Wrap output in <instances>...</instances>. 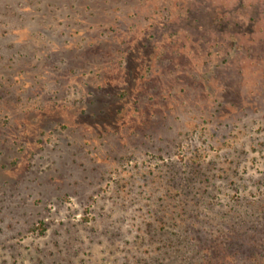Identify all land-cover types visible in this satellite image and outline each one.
Masks as SVG:
<instances>
[{"label": "rangeland", "instance_id": "374dc122", "mask_svg": "<svg viewBox=\"0 0 264 264\" xmlns=\"http://www.w3.org/2000/svg\"><path fill=\"white\" fill-rule=\"evenodd\" d=\"M203 247L264 264V0H0V264Z\"/></svg>", "mask_w": 264, "mask_h": 264}, {"label": "trees", "instance_id": "16d2710c", "mask_svg": "<svg viewBox=\"0 0 264 264\" xmlns=\"http://www.w3.org/2000/svg\"><path fill=\"white\" fill-rule=\"evenodd\" d=\"M178 207V206H177ZM230 245H228L229 247L227 248V250H231V248H233V245L235 244L234 242L229 243ZM235 246V245H234ZM235 248H238V246H235ZM201 252V256L200 259L202 261L203 264H209V259L206 257L205 252H207L206 248L203 247V249H200ZM220 260L221 258L217 259V264H220ZM199 264V263H198Z\"/></svg>", "mask_w": 264, "mask_h": 264}]
</instances>
